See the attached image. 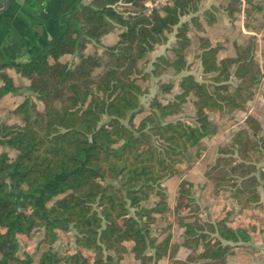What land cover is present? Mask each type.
<instances>
[{
    "label": "trees",
    "instance_id": "obj_1",
    "mask_svg": "<svg viewBox=\"0 0 264 264\" xmlns=\"http://www.w3.org/2000/svg\"><path fill=\"white\" fill-rule=\"evenodd\" d=\"M197 2L172 0L146 14V0H91L64 20L57 37L39 54L0 65V100L20 92L6 69L28 81L30 94L13 111L21 123L0 125V145L6 149L0 154V178L9 177L22 196V205L16 207L8 185L0 182V264H29L17 245L36 228L43 232L40 244L48 246L38 264H123L128 252L140 264H160L171 235L159 240L152 225L157 216L167 222L173 213L195 256L181 262L175 250L172 264H228L240 245L263 233L251 220L236 228L227 205L216 217L207 207V220L192 218L190 182L179 185L174 211L167 201L163 182L183 174L201 157L205 139L217 131L211 116L243 110L261 76L254 41L237 45L236 56L229 57L219 56L221 45L209 37H200L198 46L205 78L185 74L191 41L190 24L182 18L193 14ZM205 14L212 16L209 10ZM191 21L204 30L196 16ZM116 26L122 31L115 44L101 54H86L89 44L99 43ZM175 27V59L158 57L152 75L172 70L180 76V92L166 103L154 97L136 125L144 112L140 100L147 93L140 81L150 77L140 63L168 42L167 34ZM65 56L74 61L62 62ZM158 83L162 94L173 89V83ZM187 102L194 109L189 122L177 117ZM248 123L249 129L237 131L219 148L216 163L206 172L215 194L229 192L243 214L264 198V166L249 159L255 150L264 156V138L259 148L258 122L248 118ZM9 150L16 153L14 159ZM221 167L227 174L214 177ZM166 224L170 230L172 223ZM71 232L74 249L60 252L54 245Z\"/></svg>",
    "mask_w": 264,
    "mask_h": 264
},
{
    "label": "rangeland",
    "instance_id": "obj_2",
    "mask_svg": "<svg viewBox=\"0 0 264 264\" xmlns=\"http://www.w3.org/2000/svg\"><path fill=\"white\" fill-rule=\"evenodd\" d=\"M197 9L192 15L182 18L183 22L190 24L188 30V37L190 38V45L186 50V59L190 64V70L185 74H193L195 78L202 81L205 76L202 74V68L199 59V38L209 37L212 43L218 42L221 45V51L219 56L233 57L237 54V45H245L249 41H254V60L259 66L260 74L259 80L251 88V97L247 100L243 110L235 111L224 117L211 116L212 120L217 124V131L211 137L205 139L204 149L201 152V157L194 163V165L186 170L183 174L174 176L163 182V186L166 189L167 201L174 211L177 192L181 182H190L193 184L192 195L195 200L194 210L195 212L191 215L192 218H201L202 220L208 219V209L210 214L214 217L221 213L222 208L227 205L232 210V224L241 229L243 222L249 223L250 220L259 224V227L263 228L261 235L256 234L255 242H263L264 240V198L263 203L260 206L251 207L243 214L239 211V206L230 197L229 192L223 191L217 195L214 192L213 185L214 181L206 176V172L210 166L216 163L218 158L219 148L227 146L234 137V134L243 129H249L248 118H254L258 122L257 136L255 140L258 147L262 146L260 141L264 138V0H197ZM162 8V7H161ZM206 10H209L212 14L206 15ZM149 10L146 8V14ZM196 16L199 20V25H202L204 30L199 31L195 23L191 21V18ZM68 17V16H67ZM210 22V23H209ZM122 28L116 26L113 30L108 31L99 41V43H92L87 46L86 54H92L98 52L101 54L104 48L112 46L116 43ZM177 27L167 34L168 42L165 45L156 47V49L150 53L146 59L141 61L140 66L145 72L150 74V77L146 81H140V84L144 89H147V93L141 98V106L144 109L142 114H139L135 119V124L138 125L140 120L147 114L150 101L154 97H158L163 103L171 100L174 95L180 92L179 78L180 76H174L172 70H167L161 77H155L152 75L153 63L160 56H165L169 60L175 59L174 49L176 48L177 41ZM64 63H72L73 57L65 56L61 59ZM159 81L165 84L173 83V89L169 94H162ZM231 86L236 83L235 78H231L229 81ZM15 86L20 88V92L12 96L9 95L7 99L0 101V125L2 124H20V119L16 116L13 111L15 108L22 103V101L30 96L29 92L25 89L28 85V81L25 79H18L14 82ZM1 85V83H0ZM40 110L43 109V104L32 98ZM194 116V109L191 102H187L183 105L181 113L178 114V118L185 121H190ZM6 149L0 145V154ZM15 152L9 150V158L14 159ZM249 159L254 162L257 167L264 166V156L260 153L254 152L249 153ZM236 160L237 157L233 156ZM227 174L226 168L221 167L220 169L213 172L214 177ZM10 180L7 176L0 178V182H7ZM11 181V180H10ZM13 194V203L16 207L22 205V196L13 188L11 190ZM172 223L170 230L167 228V222ZM163 222L157 216L156 222L152 225L153 232L158 236L159 240H162L167 235H171L170 248L167 253L177 250L175 257H183L187 260L188 256H195L194 251H190L184 243L182 236L183 229L180 228V219L173 213L170 220ZM43 236L41 229L36 228L30 239L20 237L17 245L18 252L23 256L27 254L29 264H38L41 254L47 250L48 246L44 243L40 244V240ZM62 238L54 246L60 252L65 253L66 251L74 249V233L68 235H61ZM254 242V241H253ZM243 246V245H240ZM257 248H253L252 259L253 262L263 264L264 262V251L258 252ZM179 260V259H176ZM175 262V261H174ZM178 262V261H176ZM182 262V261H181ZM262 262V263H261ZM123 264H140L134 259L133 253H126L124 255ZM153 264V263H151ZM180 264V263H174ZM188 264V263H187ZM195 264V263H189Z\"/></svg>",
    "mask_w": 264,
    "mask_h": 264
},
{
    "label": "crops",
    "instance_id": "obj_3",
    "mask_svg": "<svg viewBox=\"0 0 264 264\" xmlns=\"http://www.w3.org/2000/svg\"><path fill=\"white\" fill-rule=\"evenodd\" d=\"M8 1V9L0 13V65L13 60L25 62L39 54L42 50L41 40L37 39L32 31L35 24H42L48 40L53 39L59 34L61 25L67 16L77 10L80 4H87L91 0ZM5 72L13 79V82L18 79L25 81L13 69H6ZM9 95L3 99H7ZM253 248H257L258 252H263L264 242L263 244L255 242V238H253L250 243L239 246L229 257L228 264H259L251 260ZM175 259L185 261L183 257H175ZM160 264H172L170 254L166 255Z\"/></svg>",
    "mask_w": 264,
    "mask_h": 264
},
{
    "label": "water",
    "instance_id": "obj_4",
    "mask_svg": "<svg viewBox=\"0 0 264 264\" xmlns=\"http://www.w3.org/2000/svg\"><path fill=\"white\" fill-rule=\"evenodd\" d=\"M0 5H1L0 13H3V12H5L8 9L9 1L8 0H0ZM32 31H33L35 37L37 39L41 40L40 41V46L42 48L46 47L47 45H49L50 43L53 42V40H48L47 34H46L45 29H44L42 24L36 23L35 26L32 28ZM5 183L8 185L9 191L12 194H14L11 190L13 188H15V185L10 180H8Z\"/></svg>",
    "mask_w": 264,
    "mask_h": 264
},
{
    "label": "built area",
    "instance_id": "obj_5",
    "mask_svg": "<svg viewBox=\"0 0 264 264\" xmlns=\"http://www.w3.org/2000/svg\"><path fill=\"white\" fill-rule=\"evenodd\" d=\"M172 0H146V8L148 13L152 12L154 9H159L166 5H169Z\"/></svg>",
    "mask_w": 264,
    "mask_h": 264
},
{
    "label": "flooded vegetation",
    "instance_id": "obj_6",
    "mask_svg": "<svg viewBox=\"0 0 264 264\" xmlns=\"http://www.w3.org/2000/svg\"><path fill=\"white\" fill-rule=\"evenodd\" d=\"M0 7H1V5H0Z\"/></svg>",
    "mask_w": 264,
    "mask_h": 264
}]
</instances>
